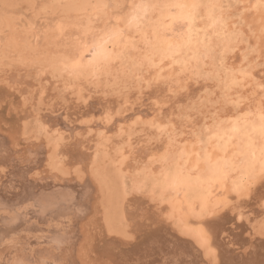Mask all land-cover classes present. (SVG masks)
Segmentation results:
<instances>
[{
	"label": "bare ground",
	"instance_id": "6f19581e",
	"mask_svg": "<svg viewBox=\"0 0 264 264\" xmlns=\"http://www.w3.org/2000/svg\"><path fill=\"white\" fill-rule=\"evenodd\" d=\"M116 8L108 23L99 25L98 48L86 49L84 39L80 47L66 48L48 41L44 53L10 33L9 44L0 47V60L16 58L18 65L30 67L27 77L50 90L55 101L73 96L82 100L79 95L85 90L98 96L81 129L94 152L85 153V158L73 154L72 173L63 158L68 153L59 145L63 120L42 115L39 106L22 136L31 134L40 141V159L48 161L59 181L50 184L51 190L65 193L74 187L72 203L60 195L62 205L70 207L66 213L78 207L80 198L85 202L83 193L95 194L93 209L101 215L104 232L130 242L134 240L130 204L144 202L158 214L161 229L174 245L205 264H217L208 237L222 236L224 229L211 221L212 216L228 200L238 206L254 185L264 181V0H199L198 5L185 0H133ZM197 16L202 18L199 23ZM5 63L1 60L0 67ZM203 76L216 82L198 85ZM140 137L146 147H133L143 141ZM18 186L15 192L2 194L4 200L8 195L1 202L2 211L21 214L31 208L39 214V210L45 216L35 217L42 226L66 214L65 209L54 212L64 208L56 203L57 192L40 202L32 197L37 189L30 195V184ZM27 216L29 220L28 212ZM13 227L18 229L17 224ZM253 230L264 238V224L257 221ZM44 249L26 254L30 261L44 264L38 260Z\"/></svg>",
	"mask_w": 264,
	"mask_h": 264
},
{
	"label": "rangeland",
	"instance_id": "374dc122",
	"mask_svg": "<svg viewBox=\"0 0 264 264\" xmlns=\"http://www.w3.org/2000/svg\"><path fill=\"white\" fill-rule=\"evenodd\" d=\"M125 1H128L130 5L133 0H0V47L3 48L9 44L10 33L13 32L15 37H20L19 39L27 44L37 45L38 50L44 53H46L48 41L61 48H66L69 47L68 45L72 46L74 44L80 47L83 45L84 39L86 49L98 48L100 40L97 38L100 34V26L106 25L111 14L116 12V7ZM185 2H190L193 5L199 4V0H185ZM246 11L248 13L250 9ZM251 13L253 15L254 11L248 14ZM196 21L199 23L202 18L197 16ZM67 22L71 23L72 26L68 27ZM84 33L86 34L84 35ZM55 35H59V37L54 39ZM21 45L25 46V43H21ZM11 59L13 62L11 60L7 61L8 59L6 58H1L8 64L5 63L0 67V194L3 198H0V229L2 230L0 231V264H29L32 261L29 260V255L27 254L31 255L32 252L30 253L29 251L33 248H45L44 250H48L47 252L45 251V255L42 253V257L38 258L44 264H47L45 263L47 261L48 264H55L54 262L56 261L61 262L60 264H162L160 263L162 261L163 264L167 262V264H205L199 256H190L187 251L173 244L175 240L170 239L166 234L167 232L161 229L158 223L160 222L158 214L144 202L133 201L130 204V216L134 222L131 224L134 240L130 242L114 236H108L104 232L101 215L95 214L93 209L94 204H96L95 194L83 193L82 196L86 203L80 198L77 208L68 211L70 213L65 212L70 207L67 208V205L64 207L62 205L63 199L61 198L65 196L67 204L68 202L72 203L74 195L71 189L74 187L67 188L65 193H62V189H58V191L51 190L53 186L50 184L52 182L54 184L55 181L56 183L59 182L56 180V173H51L50 164H48L46 159H40L42 157L40 156V141H36L31 134L22 136V129L34 116L33 114L38 113L41 107L40 111L42 112H39L43 113L42 115L63 120V123H61L63 126L61 132L63 141L59 145L63 147L60 148L61 150H66L68 153L67 157L63 156L65 164L73 163L74 155L85 158V153L91 155L94 151L92 150L93 145L89 144L81 130L83 127L82 122L85 120L86 111H90V108L97 103L98 96L91 93L87 94V90H85L79 95L80 98H84L82 100L73 96L65 102L58 103L53 99V93L50 90L42 85H37L36 79L34 80L30 76L27 77L31 70L30 67H22L16 63V58ZM35 68L37 67L35 66ZM117 77L115 76V78ZM37 96L38 98H36ZM90 96L91 99H87ZM83 101L85 102L83 103ZM99 106L97 105L96 108L98 109ZM43 107H46V109ZM36 108L37 112H35ZM84 112L85 114H83ZM76 131L77 133H75ZM73 132L74 134H72ZM75 135H78V139ZM140 140L142 141L143 137H140ZM143 142L144 140L140 143L141 146L138 143L134 144L133 147L137 145V148H145L146 144ZM60 158H62V155ZM70 164L66 168L72 173L73 170ZM85 176H88V174L86 173ZM259 183L252 187L244 201L238 206H234V202L228 200L212 216L211 221L217 222V226L221 230L224 229L222 236L217 233V236L216 234H210L208 237V242L216 254L217 264H264V238L256 235L253 230V227L257 225V221L260 225L264 224V181ZM18 184L23 187L25 185L27 187L30 184L31 187H27L29 190L31 188L28 193L32 195L37 191L36 194L38 193V195H32L37 200L57 192L59 199H57L56 203L60 202L59 204L64 208H61V210L56 209L54 212L65 209L63 212L67 215L60 216L58 222L49 220L47 226H45L46 222L42 226L43 224L40 225L42 222L37 220V218L45 215L40 214L39 210H37L39 214L35 213L34 209L29 211L31 208H25L21 211V214H17L10 208L9 210L11 211H2L1 206L3 203L1 202L4 200V195L2 196V194L15 192V189L20 187ZM43 190L46 193L50 190L47 196H45L46 193L44 194L45 191ZM40 193L44 195H40ZM5 196H7L4 200L6 202L8 195ZM40 202H45V200L40 199ZM21 204L22 206L24 205V203ZM27 212L29 213L30 221L28 220ZM30 213L33 218H31ZM24 214L27 216V221L21 218V215ZM66 216L71 217V220H65ZM19 217L22 219L23 224L19 221L21 220ZM7 223L10 224L6 225ZM25 223L32 227L29 226V229ZM32 223L38 224L32 225ZM13 224H17L19 230L13 227ZM23 226L24 228H22ZM166 243L169 244L166 246ZM171 247H175V250H172ZM178 249L181 251L179 252ZM169 250L172 252H169ZM163 252L165 255H163ZM47 253L49 256L51 255V258H48ZM148 253L151 256H148ZM159 254L163 256H159ZM161 257H163L162 259L165 257L170 259L167 260L165 258L162 260L160 259ZM22 258L28 260L24 261L25 259L23 260ZM55 258L56 261L54 260ZM155 258H157L156 261H154ZM32 264L37 263L32 262Z\"/></svg>",
	"mask_w": 264,
	"mask_h": 264
},
{
	"label": "flooded vegetation",
	"instance_id": "af4514ba",
	"mask_svg": "<svg viewBox=\"0 0 264 264\" xmlns=\"http://www.w3.org/2000/svg\"><path fill=\"white\" fill-rule=\"evenodd\" d=\"M205 77H206V79H205ZM207 78H209V79L207 80ZM212 78H214V77L203 76V78L201 77V78L198 79V81H197L198 83H197V84H198V85H204V83H205V84H207V83H208V84H209V83L211 84V82H212V83H215V82H216V78H214V79H212ZM213 80H214L215 82H214ZM202 81H204V82H202ZM205 81H206V82H205ZM201 82H202V83H201Z\"/></svg>",
	"mask_w": 264,
	"mask_h": 264
}]
</instances>
